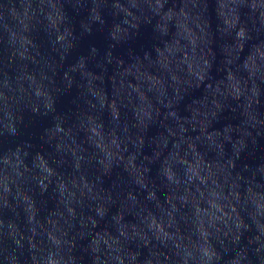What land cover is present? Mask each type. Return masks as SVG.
<instances>
[{"label":"clouds","instance_id":"clouds-1","mask_svg":"<svg viewBox=\"0 0 264 264\" xmlns=\"http://www.w3.org/2000/svg\"><path fill=\"white\" fill-rule=\"evenodd\" d=\"M0 264H264V0H0Z\"/></svg>","mask_w":264,"mask_h":264},{"label":"water","instance_id":"water-1","mask_svg":"<svg viewBox=\"0 0 264 264\" xmlns=\"http://www.w3.org/2000/svg\"><path fill=\"white\" fill-rule=\"evenodd\" d=\"M63 106L64 107H68L70 104V97H66L63 99ZM46 122L43 121H37L35 124H29L26 128H25V133L26 135H30V134H38L40 129L44 126Z\"/></svg>","mask_w":264,"mask_h":264}]
</instances>
